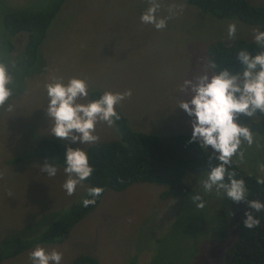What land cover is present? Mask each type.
<instances>
[{"label":"rangeland","instance_id":"374dc122","mask_svg":"<svg viewBox=\"0 0 264 264\" xmlns=\"http://www.w3.org/2000/svg\"><path fill=\"white\" fill-rule=\"evenodd\" d=\"M47 1L0 0V60L9 64L16 82L9 101L15 111L0 110V243L11 235L40 234L79 201L85 188L82 183L68 196L62 188L64 167L57 165V175L49 177L36 166L46 160L54 163L33 156L38 139L70 143L48 133L51 122L44 108L48 104L46 82L53 77L67 80L78 76L89 81L90 91L131 89L132 96L118 109L132 129L192 135L193 117L176 107L182 97L191 98L179 91L184 79L203 68L215 41H233L227 37L229 23L237 24L236 39L252 41V30L259 28L237 19H217L182 0H162L159 16L167 15V5H185L182 14L163 30L140 21L148 6L146 0H65L38 46L35 63L26 66L22 60L25 37L17 34L3 39V16L19 8L40 9ZM248 1L257 4L263 0ZM6 43L13 45L12 50ZM251 119L239 117L243 124ZM97 134L99 142L120 138L117 128L106 124L97 125ZM254 135L260 147L245 146V161L239 167L261 176L258 166L264 159V136ZM73 145L85 150L90 146ZM15 157H21L20 162L14 161ZM203 173L186 172L183 180L203 193L199 184ZM164 187L134 182L119 190L106 189L99 204L61 242L40 246L61 251V264H70L82 253L93 255L99 264H128L132 260L137 264H223L243 206L234 202L227 205L229 236L224 243L215 242L207 233L213 211L223 197L209 194L205 207L199 209L191 198L160 199ZM35 246L0 264H31L28 253Z\"/></svg>","mask_w":264,"mask_h":264},{"label":"clouds","instance_id":"9594fccd","mask_svg":"<svg viewBox=\"0 0 264 264\" xmlns=\"http://www.w3.org/2000/svg\"><path fill=\"white\" fill-rule=\"evenodd\" d=\"M147 7L140 16L143 24L152 25L156 30H163L168 22L182 14L184 4L167 5V15L159 16L162 0H146ZM237 24L229 23L227 37H237ZM252 41L258 46L255 53L247 48L240 49L235 56L241 68L233 71L219 67L209 61L192 78L184 79L179 91L190 95V99L181 98L176 107L193 117L192 135L189 143L198 142L208 155L209 166L199 180L204 195L215 194L230 201L247 205L243 226L254 229L261 225L258 213H264V201L249 199V190L244 178H238L236 168L245 161L246 147L260 145L249 126L239 121L241 115L254 118L257 113L264 114V30H252ZM15 65L13 64L12 67ZM16 87L15 78L8 63L0 60V110L8 113L15 111L10 103ZM48 104L45 108L50 120L49 134L67 140L70 143L64 151V173L62 184L68 196L75 194L77 186L87 180L94 172L87 151L80 145L96 144L100 140L97 125L106 124L114 127L121 119L118 106L132 96L131 89L124 92L104 91L99 98H90V84L86 78L72 76L65 80L53 77L44 85ZM211 148V152L208 150ZM41 173L55 177L58 172L56 163L36 165ZM264 172V163L258 166ZM3 173L0 172V178ZM256 183L264 185V175L256 177ZM105 189L101 186L87 188L82 199L84 207L95 205ZM11 195V193H9ZM192 202L199 209L206 205L200 192L191 196ZM230 215H234L230 211ZM31 264H61L63 253L57 249L48 250L40 245L28 253Z\"/></svg>","mask_w":264,"mask_h":264},{"label":"trees","instance_id":"16d2710c","mask_svg":"<svg viewBox=\"0 0 264 264\" xmlns=\"http://www.w3.org/2000/svg\"><path fill=\"white\" fill-rule=\"evenodd\" d=\"M182 1L217 19H237L264 30V0L257 4L248 0ZM64 2L65 0H48L40 9L19 8L4 14L3 26L6 35L3 39L23 34L25 40L22 60L26 66H32L35 63L38 46L45 38L48 27ZM5 45L7 49L12 50L13 45L11 43ZM242 48H247L253 53L259 50L253 41L235 39L228 44L218 40L208 50L207 63L214 61L219 67L239 71L241 65L235 56ZM101 94L102 92L98 90H91L90 98L97 99ZM117 110L120 112L121 119L116 121L115 127L120 138L100 141L91 144L86 149L94 172L82 182L85 184V188L79 201L61 212L38 235L5 237L0 243V263L23 253L33 245H49L61 242L69 230L91 212L103 197L104 193L97 198L95 205L84 207L82 199L86 196L88 187L101 186L105 190H119L134 182H154L165 186L159 194L160 199L175 196L191 198L192 195L199 192L183 180L186 172H204L209 166L208 155L200 148L199 143H189L191 135L187 133L158 135L134 130L129 125L127 117L119 109ZM246 124H249L253 133L264 136V114L257 113L254 119L249 120ZM67 146L68 143L62 141L41 138L35 143L32 153L34 157L51 159L56 165L65 167L64 151ZM71 146L77 147L73 144ZM20 160L21 157L14 159L18 162ZM262 163H264V159ZM236 171L238 178L242 177L246 181L249 199L264 201V185L256 183L257 176L246 173L240 167H237ZM201 195L206 200L208 195L203 193ZM229 203L233 202L223 197L213 211V220L207 234L215 242L224 243L229 236L230 222L226 210ZM240 204L244 209L243 215L237 222L235 239L225 251L223 264H264V213L257 214L261 219L259 227L246 229L243 226V220L245 219L244 213L248 209L246 204ZM70 264L99 263L93 255L82 253L75 256ZM128 264L137 263L132 260Z\"/></svg>","mask_w":264,"mask_h":264}]
</instances>
